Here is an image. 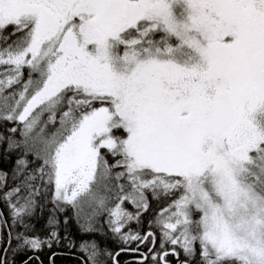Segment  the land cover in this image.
Returning a JSON list of instances; mask_svg holds the SVG:
<instances>
[{
	"label": "snow or ice",
	"instance_id": "snow-or-ice-1",
	"mask_svg": "<svg viewBox=\"0 0 264 264\" xmlns=\"http://www.w3.org/2000/svg\"><path fill=\"white\" fill-rule=\"evenodd\" d=\"M0 121V264L69 209L140 264H264V0H0Z\"/></svg>",
	"mask_w": 264,
	"mask_h": 264
},
{
	"label": "trees",
	"instance_id": "trees-1",
	"mask_svg": "<svg viewBox=\"0 0 264 264\" xmlns=\"http://www.w3.org/2000/svg\"><path fill=\"white\" fill-rule=\"evenodd\" d=\"M47 113H44L42 119H46ZM5 125L7 127L12 126V122H3L0 121V131L5 130ZM53 130V125L49 124L48 131ZM18 135V133H17ZM5 145L0 144V169L10 171L15 163L16 156L15 154L11 155L10 159H5L3 154V148ZM109 160H112V157L109 156ZM150 200V208L142 213V223L138 226L135 221L130 222V225L133 229L139 227L140 231H146L148 228V220L155 216V214L159 211L160 207H163L166 203L165 199H152L149 194ZM126 206L129 210L134 211V207L130 203H126ZM0 208H4L2 202H0ZM52 208V202L49 200L45 206V210L43 214H41L36 221V227L41 236L47 231L45 228V223L48 215L49 209ZM87 210V209H86ZM4 214L8 216L7 208H4ZM68 214L70 215V219L65 226L63 217L65 213H58L60 219V235L64 237L65 235V227L67 229V236L69 239L74 241L72 246H69L68 241L65 239H61L59 245L53 243L52 247L49 248L46 245L42 247V249L33 252L30 249H26L25 251L18 252L15 257H10L14 259L16 264H20L22 260L27 259L28 257H32L28 264H85V260L87 254L80 248V243L82 241H91L95 240L101 246H107L113 252L119 251L120 248L131 249L136 247V242L133 241L131 244H124L122 241L113 237L111 231L107 227L106 223V215L103 214L99 218V222L97 224V228H103V231L94 230V231H85L82 230L80 224L77 222V219L74 215L71 214V210H68ZM158 232V229H153ZM15 243V241H13ZM3 245L0 244V248ZM140 248L146 251L144 245H140ZM55 253V255H53ZM140 255V252H134L131 250L119 251L116 259L119 261V264H140V261L137 257ZM37 257L39 259H37ZM168 259L171 264H176V257L173 254H169ZM107 264H113L112 260L109 258Z\"/></svg>",
	"mask_w": 264,
	"mask_h": 264
}]
</instances>
